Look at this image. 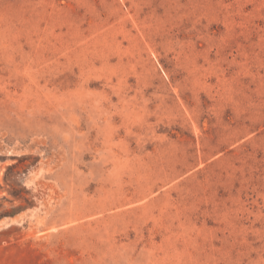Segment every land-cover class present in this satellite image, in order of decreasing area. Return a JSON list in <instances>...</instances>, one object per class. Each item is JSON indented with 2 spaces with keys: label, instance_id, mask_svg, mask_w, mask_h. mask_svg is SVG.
Wrapping results in <instances>:
<instances>
[{
  "label": "rangeland",
  "instance_id": "374dc122",
  "mask_svg": "<svg viewBox=\"0 0 264 264\" xmlns=\"http://www.w3.org/2000/svg\"><path fill=\"white\" fill-rule=\"evenodd\" d=\"M0 264H264V0H0Z\"/></svg>",
  "mask_w": 264,
  "mask_h": 264
}]
</instances>
